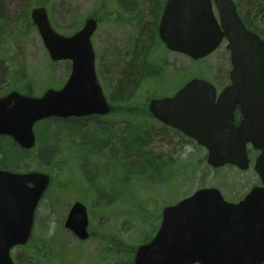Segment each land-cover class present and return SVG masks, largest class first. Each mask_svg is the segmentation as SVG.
Segmentation results:
<instances>
[{
  "label": "rangeland",
  "instance_id": "obj_1",
  "mask_svg": "<svg viewBox=\"0 0 264 264\" xmlns=\"http://www.w3.org/2000/svg\"><path fill=\"white\" fill-rule=\"evenodd\" d=\"M39 1L0 0V18L11 29L6 39L9 43H14L9 46V56L1 60V69L5 76L1 87L5 82L16 85L26 82L33 88L32 94L37 96L42 95L48 88L62 87L71 71L69 62L55 63L50 60L37 29L27 22L32 8L35 7L31 6ZM234 1L239 6L240 14L253 29L264 34V13L257 16L253 14L263 11L264 0ZM46 7L53 28L60 34L74 33L82 28L90 16L97 15L102 18L92 42L98 78L104 94L114 105L142 104L154 92V80L151 79L138 89L136 100L126 99V93H122L125 90L126 77L136 67L143 74H154L160 65V71L164 75L163 96L172 95L193 77L211 79L222 86L229 84L230 63L225 44L200 62L158 48L152 53V59L148 57L149 41L140 47L142 42L139 40L138 23L128 20L126 16L117 20L116 9L113 7H109L108 11L101 10L98 0H49ZM1 45L4 44L0 43ZM159 58L161 63L157 60ZM5 87L6 85L1 89L4 90ZM111 95H123L125 98L122 100L119 97V100L115 97L111 100ZM135 114L115 115L102 120L99 126H96L97 121L94 119L77 122L71 120L66 124L62 119H51L36 125V148L18 161V171H53L59 182L57 185L52 184L57 188H50L49 195L38 209L33 241L26 247L13 250L12 255L17 264H110L109 246L114 239H117L115 243L122 246L113 247V253L116 250L122 251L114 256L118 260V257L128 260L130 248L153 228L142 223V217H138L133 209L132 204L138 202V195L151 204L149 209L152 217L147 219L149 222L153 219L151 222L158 227L161 222L159 216L166 205L175 204L200 188L216 187L221 190L226 200L238 202L254 186L260 184L254 170L255 154L250 156L252 164L247 171H241L234 166L213 169L207 164V151L203 147L153 120H150L147 127H151V133L144 139V151L154 156L155 164H159V168L154 169L153 173L138 176V172L143 171L138 163L142 162L140 158H144L138 156V148L132 157H129L128 149L125 150L123 163L114 162L122 156L121 153L114 156V161L110 159L113 158L112 152L119 148L124 138L127 139H124L123 146L127 145L133 126L143 121V115L138 116V111ZM66 125L71 128H65ZM102 126L111 127V135L109 133V136L104 137L99 129ZM94 132L99 134L95 137ZM0 143V147L6 151V155L0 153V161L5 159L7 163L11 161L10 154L16 150L6 139L0 140ZM46 150H55L56 160H51L52 157L49 160L44 154ZM55 161L60 166L57 167ZM9 167L14 168L12 163ZM89 177L91 180H88ZM120 177H129L126 181L127 191L119 196L121 198L126 194L128 200L106 207L103 201L109 203L113 200L115 194L112 192L118 187L117 180ZM108 180L110 181L106 183ZM96 185L98 188L95 189ZM58 186L59 193L56 195ZM87 196L89 199L84 203L88 205L90 232L93 236L85 242H79L65 229L64 222L75 199L81 201Z\"/></svg>",
  "mask_w": 264,
  "mask_h": 264
},
{
  "label": "water",
  "instance_id": "obj_2",
  "mask_svg": "<svg viewBox=\"0 0 264 264\" xmlns=\"http://www.w3.org/2000/svg\"><path fill=\"white\" fill-rule=\"evenodd\" d=\"M168 0L159 26L166 47L195 60L214 52L224 37L229 41L233 69L231 85L216 102L214 86L193 79L174 97L153 100L150 112L178 128L208 150V164L249 168L247 147L260 150L255 169L263 186L255 187L240 203L227 202L216 188H204L167 206L155 237L141 245L135 264H264V40L248 31L232 0ZM52 61L70 60L72 71L60 90L42 97L11 93L0 99V135L12 137L24 149L36 143L34 125L57 117L107 115L111 107L95 70L92 36L98 22L86 20L71 36L58 34L46 8L32 10ZM243 117L234 122L235 109ZM50 184L44 173L0 170V264H14L11 251L32 237L35 214ZM88 212L75 203L65 227L79 239L89 238Z\"/></svg>",
  "mask_w": 264,
  "mask_h": 264
},
{
  "label": "trees",
  "instance_id": "obj_3",
  "mask_svg": "<svg viewBox=\"0 0 264 264\" xmlns=\"http://www.w3.org/2000/svg\"><path fill=\"white\" fill-rule=\"evenodd\" d=\"M35 1V0H34ZM49 0H40L39 2H37L36 4L32 5L33 6H46L47 2ZM166 0H98L99 3V8L101 10H104L106 8L109 7H113L114 9H116V13L119 15V19L118 20H122L123 16H126L128 18V20H134L136 21V23H138V28L140 29V39L142 43H140V47H143L145 44H147V42L149 41V48L152 46L153 41H157V45H161V42L158 39V33H157V29H158V24H159V20L164 8V4H165ZM263 11H259V13L257 12H253V14H255L257 16V14L260 13H264V9L262 8ZM99 21L102 19L101 17H98ZM31 27H34V24L32 23V21L30 22ZM138 42V41H137ZM138 44V43H137ZM136 44V46H137ZM156 46H154L155 48ZM143 49V48H142ZM141 49V50H142ZM147 54V53H146ZM140 69H138L136 67L131 69L128 77H126V82L124 84L125 86V90L122 93H126V99H131V100H135L138 98V89L140 88V82L139 79H143L145 73H141ZM2 76V72H1V68H0V77ZM133 88V89H132ZM130 89V90H129ZM27 93H31L32 94V90H28ZM131 97L129 98L128 96ZM119 97H124L123 95H120ZM155 97V95L153 96ZM118 98V97H117ZM119 99V98H118ZM127 112L132 111L131 108H128L126 110ZM48 120L43 121L41 123H46ZM65 122V121H64ZM67 121L64 123L66 124ZM96 126H99L96 124ZM65 128L70 129V125H66ZM111 133L110 131H107V128L103 127V131L100 132L101 134L105 135L107 133ZM98 133V132H97ZM137 131L133 132V134H136ZM95 134V132L93 133ZM2 139V138H0ZM9 140V142L11 143V145L15 148V152H12L10 154L9 160L7 163H5V159L0 161V169H7V170H12V171H18L17 168V163L19 160H22L23 158H25L28 153H31L33 150L31 151H26L21 149L17 144H15L12 140H10V138H7ZM142 141L138 140V156H143L144 158H140L142 162L138 163L141 167H143V171L141 173L138 172V176H145L147 175L149 172H152V168L153 166H158L157 164H155V158L154 156L151 155H146L144 152V145ZM127 149H132L134 148L133 141H127ZM1 144V143H0ZM0 153L5 154L6 155V151L4 150V148L0 147ZM46 155V157L50 160H56V156L55 154H57V152L54 150V152H49L46 150V152L44 153ZM40 157L43 158V155H41ZM45 157V156H44ZM56 162V161H55ZM12 163V166H14V168L12 167V169L9 167V165ZM58 162L55 163V165L58 167L60 166L59 164H57ZM54 165V166H55ZM53 171H48V173L51 175L52 177V182L54 184L57 185V183L59 182L58 179L56 178V174L52 173ZM56 178V179H55ZM129 177H127L128 179ZM139 179H141V177H139ZM56 185H53V187L55 188ZM127 191V189H125ZM124 190V192H125ZM128 200V195L125 194L124 199L122 201L126 202ZM138 202L135 204H132L133 209H135V213L137 214L138 217H142L140 220L143 223L149 224V220L147 219L148 217H152V213L150 212L149 207L151 206L150 203H148L146 198H142L140 195H138ZM128 204V203H127ZM126 204V205H127ZM106 207L109 205H105ZM161 217V216H159ZM153 230L152 231H156L155 226H153ZM151 235L150 234H143V238H141V243H145L147 241H149L151 239ZM135 252V248H133V253Z\"/></svg>",
  "mask_w": 264,
  "mask_h": 264
},
{
  "label": "flooded vegetation",
  "instance_id": "obj_4",
  "mask_svg": "<svg viewBox=\"0 0 264 264\" xmlns=\"http://www.w3.org/2000/svg\"><path fill=\"white\" fill-rule=\"evenodd\" d=\"M2 19V18H1ZM3 20V19H2ZM246 26H247V28L248 29H250V30H253V31H255L262 39H264V34L263 33H261L260 31H258V30H255V29H253V27L248 23V21H247V23H246ZM11 32V29H10V27L6 24V22H5V20H3L2 22H0V43L1 44H4V45H1L0 46V68H1V65H2V61L1 60H4V58L6 59V57H8L9 56V51H8V49H9V46H11V45H13L14 43L12 42V43H9V40L8 39H6L7 37H6V35L8 34V33H10ZM7 55V56H6ZM1 72H2V76L0 77V97L1 96H4V95H6L7 93H9V92H11V91H14V90H16L15 89V84H13V83H11V84H7V82H5V84L3 85V86H5L6 85V87H5V89L4 90H2L1 88L3 87H1V85L4 83V79H5V76H4V72H3V70L1 69ZM25 82V81H24ZM28 84H26V82L25 83H23V86H27ZM226 86H222V85H219L218 86V84H216V88H217V92H218V94L225 88ZM172 96V95H171ZM120 105H125V104H119V106ZM111 114H113V115H115L116 113L115 112H113V110H112V112H111ZM259 155V152H256V155H255V158L257 157ZM259 178V177H258ZM259 182L261 183V180H260V178H259ZM260 185V184H259ZM240 201V200H239Z\"/></svg>",
  "mask_w": 264,
  "mask_h": 264
}]
</instances>
